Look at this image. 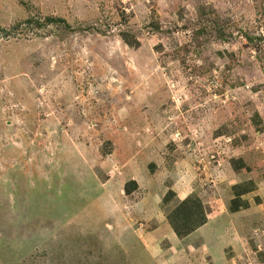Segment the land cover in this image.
<instances>
[{
  "label": "rangeland",
  "instance_id": "rangeland-1",
  "mask_svg": "<svg viewBox=\"0 0 264 264\" xmlns=\"http://www.w3.org/2000/svg\"><path fill=\"white\" fill-rule=\"evenodd\" d=\"M0 264H264V0H0Z\"/></svg>",
  "mask_w": 264,
  "mask_h": 264
},
{
  "label": "trees",
  "instance_id": "trees-1",
  "mask_svg": "<svg viewBox=\"0 0 264 264\" xmlns=\"http://www.w3.org/2000/svg\"><path fill=\"white\" fill-rule=\"evenodd\" d=\"M201 15V14H200ZM202 16V15H201ZM252 191H254L252 189ZM246 185L237 184L233 186L234 198L230 202V209L233 212H239L240 210L247 208L248 203L243 201L242 197L252 192ZM196 210V211H194ZM198 218L193 222V218ZM205 214L203 212L202 204L199 200L187 199L180 203L173 211L172 225L175 229L178 237H186L195 231L198 227L204 224ZM204 219V220H203ZM191 223H193L191 225Z\"/></svg>",
  "mask_w": 264,
  "mask_h": 264
}]
</instances>
